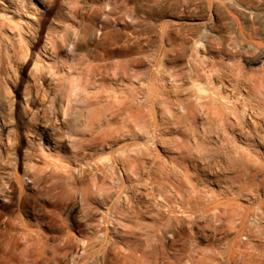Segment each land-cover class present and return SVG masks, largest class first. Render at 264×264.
I'll return each instance as SVG.
<instances>
[{"label":"clouds","instance_id":"obj_1","mask_svg":"<svg viewBox=\"0 0 264 264\" xmlns=\"http://www.w3.org/2000/svg\"><path fill=\"white\" fill-rule=\"evenodd\" d=\"M0 264H264V0H0Z\"/></svg>","mask_w":264,"mask_h":264}]
</instances>
